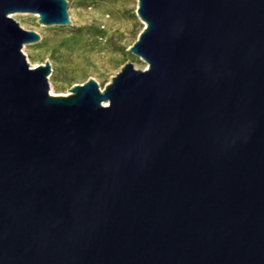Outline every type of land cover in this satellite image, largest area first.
Wrapping results in <instances>:
<instances>
[{
    "label": "water",
    "instance_id": "water-1",
    "mask_svg": "<svg viewBox=\"0 0 264 264\" xmlns=\"http://www.w3.org/2000/svg\"><path fill=\"white\" fill-rule=\"evenodd\" d=\"M106 87L51 95L67 0H0V264H264V0H137Z\"/></svg>",
    "mask_w": 264,
    "mask_h": 264
},
{
    "label": "rangeland",
    "instance_id": "rangeland-1",
    "mask_svg": "<svg viewBox=\"0 0 264 264\" xmlns=\"http://www.w3.org/2000/svg\"><path fill=\"white\" fill-rule=\"evenodd\" d=\"M72 24L44 26L33 14L12 18L27 31L41 36L25 45L23 53L32 67L50 62L51 95H69L75 85L95 80L101 90L127 63L145 70L147 64L129 51L145 25L137 15V0H67Z\"/></svg>",
    "mask_w": 264,
    "mask_h": 264
}]
</instances>
